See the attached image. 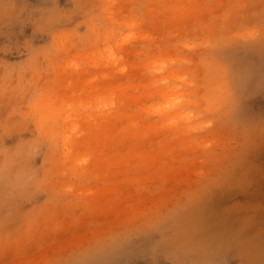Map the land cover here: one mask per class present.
<instances>
[{
	"label": "rangeland",
	"instance_id": "1",
	"mask_svg": "<svg viewBox=\"0 0 264 264\" xmlns=\"http://www.w3.org/2000/svg\"><path fill=\"white\" fill-rule=\"evenodd\" d=\"M0 264H264V0H0Z\"/></svg>",
	"mask_w": 264,
	"mask_h": 264
},
{
	"label": "bare ground",
	"instance_id": "2",
	"mask_svg": "<svg viewBox=\"0 0 264 264\" xmlns=\"http://www.w3.org/2000/svg\"><path fill=\"white\" fill-rule=\"evenodd\" d=\"M170 1H171V0H170ZM165 3H166V2H165ZM173 4H174V3H173ZM152 5H153V4H152ZM177 9H178V8H177ZM176 11H177V10H176ZM128 24H129V22H128ZM128 24L126 23V26H127ZM130 24H132V23H130ZM132 25H133V24H132ZM131 27H133V26H131ZM129 29H130V27H129ZM126 33H127V32H126ZM128 33H129V34H128L129 36L133 35V34L130 35L131 31H128ZM98 35H99V34H98ZM98 35H97V36H98ZM110 36H111V35H110ZM125 36H126V35H125ZM98 37H99V36H98ZM126 38H128V36H126ZM97 39H98V38H97ZM99 40H100V39H99ZM107 40H108V39H107ZM96 41H97V40H96ZM108 41H110V40H108ZM94 44H95V43H94ZM96 45H97V44H96ZM101 46H102V45H101ZM105 47H106V46H105ZM107 47H109V45H107ZM90 48H92V47H90ZM98 48H99V47H98ZM93 50H95V49L93 48ZM100 50H101V49H100ZM106 50H107V48H106ZM106 50L104 49L103 51L106 52ZM108 50H110V48H109ZM108 50H107V51H108ZM113 52H114V51H113ZM96 53H97V52H96ZM108 53L110 54V51H108ZM97 54H98V53H97ZM100 55H102V54H100ZM100 55H99V56H100ZM112 55H113V54H110L109 56H110V57H114V60H116V59H115V56H112ZM109 56H108V57H109ZM90 57L92 58L93 56H90ZM95 57H96V56H95ZM95 57H93V60H94ZM104 57H105V56H104ZM110 57H109V58H110ZM109 58H108V59H109ZM77 59H78V58H77ZM98 59H99V58H98ZM100 59H103V60H104V58H101V57H100ZM110 59H111V58H110ZM110 59H109V61H110V63H111V60H112V59H111V60H110ZM107 61H108V60H107ZM107 61H105V62H107ZM109 61H108V62H109ZM94 63H95V62H94ZM148 63H149V62H148ZM151 63H152V61H151ZM153 64H154V63H153ZM64 65H65V64H64ZM112 65H113V64H112ZM69 67H70V66H69ZM71 68H72V67H71ZM75 68H76V67H75ZM67 69H69V68H67ZM73 69H74V67H73ZM76 69H77V68H76ZM160 70H161V69H160ZM74 71H75V70H74ZM171 75H172V74H171ZM174 76H175V75H174ZM87 81H88V80H87ZM88 83H89V82H88ZM89 84H90V83H89ZM96 85H97V84H96ZM82 86H84V85H82ZM91 86H92V85H91ZM93 87H94V86H93ZM95 87H96V86H95ZM94 89H96V88H94ZM119 90H121V89H119ZM118 92H119V91H118ZM160 93H161V92H160ZM166 93H167V92H166ZM118 94H119V93H118ZM162 94H163V93H162ZM163 95H164V94H163ZM165 95H167V94H165ZM167 96H168V95H167ZM167 96H166V97H167ZM169 96H170V93H169ZM106 97H107V96H106ZM166 97H165V98H166ZM99 98H100V97H99ZM170 98H171V97H170ZM79 99H80V98H79ZM84 99H85V98H84ZM166 99H167V101L169 100V98H166ZM68 100H69V99H68ZM101 100H102V99H101ZM177 100H179V98H178ZM78 101H80V100H78ZM83 101H84V100H83ZM90 101H91V100H90ZM90 101H88V102H90ZM98 101H99V100H98ZM108 101H109V100H108ZM167 101H166V102H167ZM169 101H170V100H169ZM169 101H168V103L170 104L171 102H169ZM172 101H173V100H172ZM175 101H176V100H175ZM175 101L172 103V105L175 104V105H173V106H171V105H169V104L167 103V104L169 105L168 107H174V106H176ZM179 101H180V100H179ZM72 102H73V101L71 100V103H72ZM74 102H75V101H74ZM80 102H81V101H80ZM180 102H181V101H180ZM93 103H94V102H93ZM97 103H98V102H97ZM97 103H96V104H97ZM100 103H101V102H100ZM37 104H38V103H37ZM69 104H70V103H69ZM84 104H85V103H84ZM84 104L82 103L83 106H85ZM89 104H90V103H89ZM89 104H87V108L90 106ZM96 104H93V105L96 106V107H100L99 104H97V105H99V106H97ZM102 104H104V103H102ZM110 104H111V103H110ZM161 104H162V103H161ZM161 104L159 105V107L161 106L160 109H164L165 107H166L165 109H168L167 106H166V104H165V106H164V105H161ZM88 105H89V106H88ZM111 105H112V104H111ZM154 105H155V104H154ZM177 105H179V104H177ZM57 106H58V105H57ZM76 106H79V105H76ZM109 106H110V105H109ZM151 106H152V105H150V107H151ZM162 106H163V108H162ZM46 107H47V106H46ZM58 107H59V106H58ZM79 107H80V106H79ZM103 107H104V105L101 107V109H103ZM155 107H157V106H155ZM155 107H154V108H155ZM180 107H181V106H180ZM56 108H57V107H56ZM73 108H74V107H73ZM81 108H83V107L81 106ZM107 108H108V107H107ZM145 108H146V107H145ZM147 108H149V107H147ZM147 108H146V109H147ZM53 109H54V108H53ZM83 109H84V108H83ZM96 109H98V108H96ZM155 109L158 110L159 108H155ZM155 109H154V110H155ZM160 109H159V110H160ZM48 110H49V109H48ZM74 110H75V109H74ZM84 110H85V109H84ZM143 110H144V109H143ZM150 110H151L150 112H154V110H153V106H152V109L150 108ZM49 111H50V110H49ZM54 111H55V110H54ZM66 111H67V110H66ZM144 111H146V110H144ZM160 111H161V110H160ZM165 111H166V110H165ZM165 111L163 110L162 113H164ZM79 112H80V111H79ZM106 112H107V111H106ZM147 112H149L148 109H147ZM156 112H157V113H160V112H158V111L155 110L154 113H156ZM167 112H169V111L167 110ZM138 113H140V112H138ZM141 113H142V112H141ZM169 113H170V112H169ZM176 113H177V112H175V114H176ZM179 113H180V112H179ZM179 113H178V114H179ZM46 114H47V113H46ZM50 114H51V113H50ZM74 114H75V113H74ZM74 114H73L72 116H74ZM104 114H105V113H104ZM178 114H177V115H178ZM80 115H81V114H80ZM80 115H79V116H80ZM131 115L133 116V114H131ZM131 115H130V116H131ZM72 116H71V117H72ZM76 116H77V115H76ZM92 116H93V115H92ZM100 116H102V115H100ZM150 116H151V115H150ZM154 116H155V115H154ZM163 116H166V115H163ZM175 116H176V115H175ZM179 116H180V115H178V119L181 117V116H180V117H179ZM89 117L91 118V116H89ZM97 117H99V116H97ZM122 117H123V116H122ZM138 117H139V116H138ZM171 117H173V116H171ZM187 117H188V116H187ZM54 118H55V117H54ZM62 118H63V117H62ZM68 118H69V117H68ZM77 118H79V117H77ZM92 118H93V117H92ZM100 118H101V117H100ZM124 118H125V117H124ZM173 118H174V117H173ZM181 118H182V117H181ZM55 119H56V118H55ZM66 119H67V117H66ZM97 119H99V118H97ZM118 119H119V118H118ZM167 119H168V118H167ZM85 120H86V119H85ZM87 120H88V119H87ZM87 120H86V122H87ZM99 120H102V119H99ZM176 120H177V118H176ZM176 120H174V121H176ZM180 120H181V119H180ZM60 121H61V120H60ZM163 121H164V120H163ZM172 121H173V120H172ZM90 122H92V121H90V119H89V123H90ZM133 122H134V121H133ZM136 122H137V121H136ZM136 122H134V123L136 124ZM169 122L171 123V121H169ZM177 122H178V121H177ZM43 123H44V122H43ZM172 123H173V122H172ZM130 124H131V123H130ZM137 124L139 125L138 122H137ZM163 124H164V123H163ZM69 125H70V124H69ZM74 125H75V124H74ZM90 125H92V124L90 123ZM133 125H134V124L132 123L131 126H133ZM168 125H169V124H168ZM172 126H174V125H172ZM53 127H54V126H53ZM71 127H72V126H71ZM76 127H78V126H76ZM133 127H135V125H134ZM43 128H44V127H43ZM56 128H57V127H56ZM73 128H74V127H73ZM87 128H89V127H87ZM126 128H128V127H126ZM44 129H45V128H44ZM50 129H51V128H50ZM71 129H72V128H71ZM71 129H70V130H71ZM77 129H78V128H76V130H77ZM74 130H75V128H74ZM81 130H82V129H81ZM83 130H84V129H83ZM72 131H73V130H72ZM85 131H86V129H85ZM55 132H57V131H55ZM133 133H134V132H133ZM59 135H60V134H59ZM133 135H134V134H133ZM138 135H139V134H138ZM47 136L50 137L51 135H47ZM56 136H57V135H56ZM65 136H66V137H65V139H64V141H63V142H64V147L70 145V141H71V140H69V139H66V138H68L67 135H65ZM63 137H64V136H63ZM53 138H54V137H53ZM59 139H60V138H59ZM61 139H62V138H61ZM48 140H49V139H48ZM48 140H47V141H48ZM62 140H63V139H62ZM62 140H61V141H62ZM52 142H53V141H52ZM63 142H62V143H63ZM47 143H48V142H47ZM62 143H61V145H62ZM71 143H72V142H71ZM72 144H73V143H72ZM72 144H71V145H72ZM71 145H70V146H71ZM70 146H69V147H70ZM69 147H68V148H69ZM66 148H67V147H66ZM52 149H54V146L52 147ZM66 150H67V149H66ZM77 158H80V157L78 156ZM74 159H76V158H74ZM78 161L80 162V160H78ZM81 161H82V157H81ZM76 162H77V159H76ZM82 162H83V161H82ZM75 164H78V163H75ZM79 164H80V163H79ZM215 245H216V244H215ZM99 247H100V246H99ZM212 247H213V246H212ZM218 248H219V247H218ZM100 249H101V248H100ZM212 249H213V248H212ZM217 250H218V249H217ZM103 251H104V250H103ZM214 251H215V250H214ZM99 253H100V252H99ZM213 253H214V252H213ZM94 255H95V254H94ZM85 257H86V256H85ZM218 259H220V258H218ZM218 259H217V260H218ZM220 261H221V260H220ZM218 263H220V262L218 261Z\"/></svg>",
	"mask_w": 264,
	"mask_h": 264
}]
</instances>
